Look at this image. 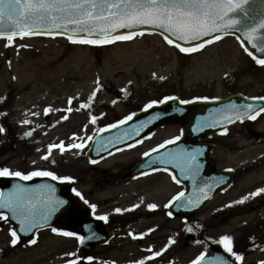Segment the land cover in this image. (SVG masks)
<instances>
[{"label": "rangeland", "instance_id": "obj_1", "mask_svg": "<svg viewBox=\"0 0 264 264\" xmlns=\"http://www.w3.org/2000/svg\"><path fill=\"white\" fill-rule=\"evenodd\" d=\"M97 77L102 90L89 108H81V102L87 103L96 89ZM121 89H126L127 95ZM230 89L264 96V65H255L233 37H223L192 53L181 52L155 33L107 45L73 43L62 36L14 37L13 44L7 45V39L0 38V113H7L0 116V125L6 129L0 133V165L8 159L23 171L47 168L74 177V187L89 201L85 204L80 197L69 195L81 213L78 219H89L90 204L95 203L96 213L108 214L101 229L119 232L107 245L90 249L79 247L78 237H64L49 230L38 233L35 244L28 246L20 241L12 246L8 224L3 223L0 248L4 254L0 264H57L87 254L95 255L92 264H131L165 245L168 247L160 256L144 260V264H187L203 250L206 241L221 234L233 236L235 248L246 253L242 264L264 260V247L254 249L252 243H243L248 234L256 238V244L264 242V194L236 202L264 187V113L255 123L237 125L230 135L215 139L212 156L219 166L235 165L236 181L231 191L187 220L170 218L161 209L178 190L169 184L167 176L149 175L139 180L130 176L132 163L144 151L178 134L175 123L165 124L142 143L96 163L87 157L91 141L83 150L66 148L61 153L54 148L48 160L42 159L49 144L84 142L106 122L141 109L153 99L175 95L184 100L221 95ZM69 97L73 98L71 113L66 112ZM49 106L52 111L46 118L44 109ZM92 115L97 116V122H92ZM63 116L68 118L61 120ZM21 120L31 123L21 124ZM30 129L32 135L24 136ZM66 190L69 193L68 187ZM229 200L236 202L225 205L232 211L219 217L221 205ZM140 201L142 207L127 210ZM149 202L157 203L160 210L148 209ZM117 207L125 211L116 213ZM70 216L68 213L61 218ZM61 218L54 226L71 230L62 226ZM187 225H191L192 232L186 230ZM169 237L175 241L171 245Z\"/></svg>", "mask_w": 264, "mask_h": 264}, {"label": "snow or ice", "instance_id": "obj_2", "mask_svg": "<svg viewBox=\"0 0 264 264\" xmlns=\"http://www.w3.org/2000/svg\"><path fill=\"white\" fill-rule=\"evenodd\" d=\"M248 0H0V37H6L7 45L14 42V37H24L25 35H46L55 37L57 35H66L67 39L73 43H83L88 45H107L117 41H129L137 35L143 36L146 32H158L169 45H175L181 52L192 53L203 49L206 45L211 44L213 41L221 39L220 34L232 33L235 34L237 26L241 25L242 17H249L247 10ZM247 35V42L243 39L240 40L241 44L245 47V51L255 60L259 65H264V43L260 42L264 39V17H261L254 25L244 29ZM254 33H259V37L254 36ZM180 42H178L177 39ZM239 39V37H237ZM251 44V49L247 46ZM187 44L188 46H185ZM259 53V54H257ZM10 63V62H9ZM155 76V73L153 74ZM224 75L229 76L228 72ZM160 79H164L163 76ZM131 81H129V84ZM96 89L88 97V102H81V108H89L93 98L96 97L97 92L102 90L103 85L100 84L99 77L96 81ZM121 91L127 95L126 89ZM219 100L220 97L197 96L192 100H181L176 96H164L162 99H153L144 105V110L152 109L154 105L165 104L170 100H177L180 105H187L195 100ZM251 100H259L264 102V96L250 97ZM73 98H68L69 107L66 112L73 111L72 105ZM113 104L116 100L112 101ZM52 111L51 106L44 109L45 114ZM176 113H183V107H176ZM264 113V103L259 105L253 103L244 104L241 108L234 102H230L226 106L225 112L219 117V121L231 124L236 121H243L246 117L252 120ZM7 113H0V116H6ZM39 115V113H34ZM101 115H104L101 113ZM137 113L132 112L124 116L122 119L114 123L107 124L99 128V132H104L106 129H113L126 122L131 121L136 117ZM162 113L155 112L146 120L139 121L132 132L143 131L153 121L160 119ZM67 116L60 119L65 120ZM91 120L93 123L97 121V116L92 115ZM21 124H30L28 120H21ZM218 121L200 122L193 126L194 132H200L203 128L216 127ZM87 127V126H85ZM6 129L0 125V133L5 132ZM228 128L223 127L222 132L227 133ZM130 132L123 133V137L130 136ZM183 129H181V135ZM24 136H31L32 130L24 132ZM76 138V134H73ZM120 136L113 137L106 143L111 146L114 141H119ZM181 139L180 135L174 136L171 139L164 140L163 143L157 144L154 148L149 149L143 153L144 157H149L152 153H157L160 149L165 148L166 145L173 144ZM93 140V136H88L84 142H77L74 144L65 145L63 141L59 144H49L48 152L42 157L48 160L54 148H58L61 153L67 149H80L83 150L87 141ZM140 139L135 140L134 143L125 145L127 148H132L136 144H140ZM121 149L117 148L116 151ZM199 148L191 150L187 148H180L174 151H167L160 153L155 157V160L160 161L162 164H176L180 168L181 173H186L192 180L196 189L194 197L189 196L185 200V192H177L166 205H173L176 208L191 209L197 208L205 199H208L212 185L210 183H203L197 186V177L200 174V164L197 159L200 154ZM111 155V152H109ZM96 160H91V163H96ZM35 163V161H33ZM52 163H55L53 160ZM155 167H149L148 172L141 171L140 175H147L149 172L159 171ZM171 173L168 168L163 169ZM172 179L180 183L177 176L172 173ZM0 177L3 178H20L28 181L33 177H48L54 181L70 182L74 177L70 175H58L55 171L36 168L34 170L24 172L20 170H10L8 167H0ZM224 177H220L217 184H223ZM56 188L53 184L27 186L24 184L16 183L5 195L3 190H0V208L8 209V211H0V222H9L15 220L19 222V229L10 227L11 234L10 244L16 246L21 240L18 233H32L37 230L39 226H48L50 217L56 213L62 205L68 203L60 198H55L54 194ZM71 191L77 197L84 200L85 204L89 201L84 199L83 194L72 187ZM39 194V195H37ZM259 194H264V187H259L255 191L242 196L239 201L244 202L250 197H255ZM43 197V198H41ZM236 202H229L236 203ZM139 205H131V210L137 208ZM159 207L155 203H149L148 209H156ZM92 215L97 216L95 203L90 204ZM116 213H121L125 209L117 207L114 210ZM169 216L173 215L172 211H168ZM100 220L107 221L108 214L105 213L97 217ZM185 220L187 218L185 217ZM85 228L91 230V225H85ZM188 232H192L191 225L186 226ZM51 231L54 233H61L67 237H78L81 244L85 240L95 238V233L92 232L89 236L81 235L75 231H65L62 228L52 227ZM149 232L153 229H149ZM143 236L144 233H140ZM252 247H257L255 237L250 238ZM175 241L169 237L168 244L171 245ZM233 237L231 235H222L219 238V243L235 261H242L244 259L243 253L234 251ZM28 244H35L36 239L31 238L27 240ZM165 248L160 251L152 252L151 256L145 257L142 260L131 262V264H144V260H151L161 255ZM206 251H202L193 259L190 264H233L221 254L214 256H206ZM75 255V254H69ZM87 260L92 261V256L86 257ZM66 264H77L75 259L68 260ZM115 264V262H112ZM264 264V260L258 262Z\"/></svg>", "mask_w": 264, "mask_h": 264}, {"label": "water", "instance_id": "obj_3", "mask_svg": "<svg viewBox=\"0 0 264 264\" xmlns=\"http://www.w3.org/2000/svg\"><path fill=\"white\" fill-rule=\"evenodd\" d=\"M247 10L249 11V17H242V23L241 25H238L237 26V30H235V34H232L231 32L230 33H227V34H232V35H235L236 37H239V41L241 39L245 40L247 42V35L245 34V31L244 29L246 27H249V26H252L254 25V23L258 22V20L261 18V17H264V0H248V4H247ZM220 35H225V34H220ZM259 33H254V36H257L259 37ZM178 40V38H175ZM178 42H180L178 40ZM262 43H264V39H261ZM241 43V42H240ZM185 46H188L187 44H185ZM250 49H251V44L249 43L247 45ZM244 47V46H243ZM245 48V47H244ZM259 54V53H257ZM238 98L237 99V102L235 103L236 105L240 106L241 108L243 107L244 104H247V103H253V104H257L255 101H252V100H246L244 99L245 101H241L242 99L240 97H236ZM218 104L221 103V101L219 102H216ZM168 108H171L170 111H168V113H165V115H162L160 117V119H158V122H157V125L160 123H163L167 118H169L170 116H180L181 114H177L174 109L176 107H178V105L176 104H172V100L170 101H167L166 102ZM258 105V104H257ZM218 106H222L221 104L218 105ZM173 109V110H172ZM191 113V112H189ZM192 114V113H191ZM192 116H195V114H193ZM177 117V118H178ZM181 117H184V116H181ZM180 118V117H179ZM142 120V117L140 116H137L135 117L131 122H128L124 125H121L120 127L116 128V129H113V130H110L108 132H105V133H102L100 135H98L94 141H93V144H92V147H91V154L89 153V155L91 157H97L99 155H101V153L103 152H108V151H111L112 149H115V148H118V147H121L123 145H126L128 143H131L137 139H139L140 137H142L143 135H146L148 133V131L152 130L153 128V125H156V122L152 125L149 124L146 128L143 129V131H136V132H132V129L134 128V126ZM181 122L183 121V118L180 119ZM235 121V120H234ZM189 124V123H187ZM130 132V136L127 137V138H124L123 137V133L125 132ZM189 131H190V128H189ZM191 132H194L193 130ZM187 133V132H186ZM117 136H120L121 139L119 141H114L113 144L111 146H109L106 142L110 139H112L113 137H117ZM182 142H185L184 140H179V141H176L175 143L173 144H169V145H166L165 148L163 149H160L157 153H152L150 154L149 157H145V160L136 164L135 165V169L133 170L134 172L135 171H141V170H145V169H148L149 167H158V166H161V165H164L168 168H171L172 167H177L176 164H167V163H161L160 161L156 162L155 160V157L157 155H159L160 153H163V152H167V151H174V150H177V149H180V148H184L183 146V143ZM99 149L101 150L99 153ZM193 149V146H189V150ZM97 151V152H96ZM152 158V159H150ZM150 159V160H149ZM153 160V161H152ZM137 168V169H136ZM174 171V170H173ZM206 171H208V168L206 169ZM218 189H216L212 195L217 191ZM185 199H187V197L189 196H192L194 197L195 194H196V190L195 191H191V190H188L185 192ZM176 203V202H175ZM174 203V204H175ZM205 203V201L200 204L199 207L197 208H191L189 209L188 211L184 212L185 214H188V213H193L199 209H201V207L203 206V204ZM180 215H185V214H182L180 212H176ZM216 254H221L223 256L226 257V255L222 252H220L218 249L215 250ZM214 248L213 247H209L208 249V252L206 253V256H212L214 255Z\"/></svg>", "mask_w": 264, "mask_h": 264}, {"label": "flooded vegetation", "instance_id": "obj_4", "mask_svg": "<svg viewBox=\"0 0 264 264\" xmlns=\"http://www.w3.org/2000/svg\"><path fill=\"white\" fill-rule=\"evenodd\" d=\"M233 92H236V90H227V92H225L224 94H219V95H214V96H225V95H228V94H231V93H233ZM213 95H209L208 97H214ZM257 121V119H255V120H252V119H249V120H246V121H243V122H241L240 124H244V123H255ZM238 124H235V125H231L230 127H228V131H227V133H223V132H220V133H216V134H213V135H206V136H204V137H201L200 139H199V143L200 144H202V145H204V146H207V156H208V158H209V163H211V166H212V168L214 169V170H221V169H223V168H226V169H228L229 168V170L231 171V174H232V180H231V182L228 184V188L227 189H225L223 192H219V193H217L215 196H214V198L213 199H211L209 202H208V204L205 206V208L206 207H208L212 202H214L215 200H217L218 198H220V196H222V195H225V194H227L229 191H231V189L233 188V186H234V183H235V181H236V177H237V175H236V169H235V165H224V166H219L218 165V161H217V158L216 157H214V156H212L213 154H214V142H216L215 141V139L216 138H222V137H226V136H228V135H230L229 133H230V131H231V129L233 128V127H235V126H237ZM177 128L180 130V127L179 126H177ZM149 175H164V176H167L169 179V184L172 186V184H174V180L172 179V175L171 174H169V173H167V172H165V171H157V172H150L149 174H147V175H136V176H133V175H130L131 176V178L132 179H134V180H139V178H143V177H146V176H149ZM74 182H73V184H70L69 185V182H66L65 183V186L63 187V191H65V193H68L67 192V187H68V190H69V195L71 196V197H73V196H76L75 195V193H73L72 191H71V187H74V183H75V179L73 180ZM173 183H172V182ZM70 182H72V181H70ZM172 183V184H171ZM176 183V182H175ZM208 183H210L211 185H212V190L215 188V183H213V182H208ZM177 185V187H178V189L180 190H182L183 189V186L182 185H179L178 183H176ZM67 186V187H66ZM229 202H232L231 200H229ZM228 202V204H227V201H225V204L224 205H221L222 207H221V209L218 211V213H217V215L219 216V217H221V214L223 213V212H228V215H229V212L230 211H232V208H230V207H226L225 205H230V203ZM149 203H151V202H149ZM148 203V204H149ZM70 211L68 212V213H71V216L67 219V217H64V218H61V220L60 221H62V226H68L69 225V220H70V222H71V224H75L76 222H78V221H80L79 219H78V217L81 215V213H79L78 211H77V208H76V206H75V204H74V202L73 201H71L70 202ZM135 204V203H134ZM133 204V205H134ZM137 205H139L138 207H142V205H143V202L142 201H140V202H137L136 203ZM148 204H146V205H148ZM145 205V206H146ZM98 207V206H97ZM137 207V208H138ZM204 208V209H205ZM96 210H97V208H96ZM67 213V214H68ZM88 214H90L91 215V217H89V219H86V220H88V221H94V220H98V224H99V229H100V231H102V232H104L101 228L103 227V225L107 222V221H103V220H100V219H98L97 217H99V214L100 213H97V216L96 217H94L93 215H92V211H91V208H89V210H88ZM63 216H65V215H63ZM62 216V217H63ZM59 218V219H60ZM58 219V220H59ZM72 229H74V228H72ZM71 229V230H72ZM72 231H74V230H72ZM112 231V233H113V238L112 239H114L116 236H118L119 235V232H117V230L116 229H112L111 230ZM111 239V240H112ZM219 240V239H218ZM110 242V241H109ZM209 242V240L208 241H206V243H205V247H206V245H207V243ZM138 243V242H137ZM105 245H107V243L106 244H104V245H97V246H105ZM204 247V248H205ZM203 248V249H204ZM88 256H92L94 259L92 260V261H89V264H92L94 261H96V259H95V255H91V254H87V257Z\"/></svg>", "mask_w": 264, "mask_h": 264}]
</instances>
